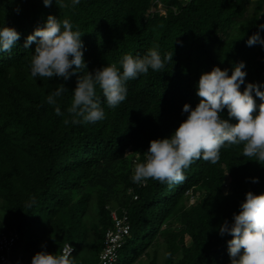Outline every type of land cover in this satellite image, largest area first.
Segmentation results:
<instances>
[{
    "label": "trees",
    "instance_id": "1",
    "mask_svg": "<svg viewBox=\"0 0 264 264\" xmlns=\"http://www.w3.org/2000/svg\"><path fill=\"white\" fill-rule=\"evenodd\" d=\"M152 1L64 0L60 8L55 0L51 6L0 0V26L20 33L11 53H0V237L18 236L9 264H30L43 245L54 253L67 242L83 251L73 254L76 264H96L106 230L115 228L111 208L126 214L130 225L115 264L122 258L138 264L161 242L162 264H231L232 237L221 236L219 226L231 222L247 192L264 194V166L244 157L243 145L221 148L216 164L194 160L183 170L184 181L171 187L153 179L138 185L131 176L149 142L169 137L186 119L183 105L199 103L195 85L203 72L219 66L231 75L243 61L246 83L264 82V46L246 44L257 31L264 37V1L162 0L166 14L150 11ZM49 14L81 31L88 67L83 72L107 63L119 67L122 54L143 56L156 45L173 60L127 81V97L115 108L107 107L97 88L105 118L74 124L67 108L80 74L67 81L30 75L36 45L25 49L24 43ZM60 83L68 90L57 98L63 113L57 116L45 100ZM220 115L235 122L227 108ZM29 196L36 199L31 209L25 206ZM148 259L159 264L155 253Z\"/></svg>",
    "mask_w": 264,
    "mask_h": 264
},
{
    "label": "clouds",
    "instance_id": "2",
    "mask_svg": "<svg viewBox=\"0 0 264 264\" xmlns=\"http://www.w3.org/2000/svg\"><path fill=\"white\" fill-rule=\"evenodd\" d=\"M52 3L53 0H43L45 6ZM55 3L60 8L65 6L64 0H55ZM79 3L80 0H71L72 5ZM259 29L264 30V24L259 25ZM81 36V31L74 28L68 19L61 20L49 14L44 25L37 26L24 43L25 49L33 42L36 45L30 57L32 77H56L67 81L74 74H80L67 108L74 124L95 123L105 118L97 88L102 92L107 107L115 108L127 97V81L146 75L150 69L160 71L173 60L172 53L161 54L156 45L143 56L122 54L119 67L117 63H107L94 71L83 72L88 67ZM19 37L20 33L14 27L0 26V53H11ZM257 43L264 46L260 31L246 41L248 46ZM245 77L243 61L232 66L231 75L228 68L219 66L203 72L195 85L196 94L201 98L199 103L194 108L185 103L182 112L187 114L186 119L169 137L149 142L143 162L134 164L132 182L143 185L148 179H153L171 187L184 181L183 170L194 160L203 159L216 164L221 148L234 145H243L242 155L264 166V82L246 83ZM241 85H246L243 91L240 90ZM67 90L60 83L46 96L45 102L54 106L57 116L63 115L57 98ZM253 94L259 98V104ZM225 108L234 123L220 115ZM251 179L253 183L259 181L258 177ZM190 201H196V197L191 196ZM35 203V197L29 196L25 206L31 209ZM239 209L238 213H233L231 222L225 219L219 226L221 236L228 234L232 237L227 240L231 264H264V194L247 192ZM42 248L31 258L30 264H76L73 257L75 246L73 254L69 245L54 253L47 251L46 245Z\"/></svg>",
    "mask_w": 264,
    "mask_h": 264
},
{
    "label": "built area",
    "instance_id": "3",
    "mask_svg": "<svg viewBox=\"0 0 264 264\" xmlns=\"http://www.w3.org/2000/svg\"><path fill=\"white\" fill-rule=\"evenodd\" d=\"M150 11H158L160 14L167 13L166 7L164 6L162 0H153ZM111 209V214L115 220V228H108L106 230L103 248L99 253L96 264H115L119 258V251L126 240V236L130 232V225L127 221L128 216L124 214L122 217H120L115 208ZM17 238L18 236L16 233L2 234L0 237V264H9L11 262L9 253L13 249ZM65 245H69L73 249V254L75 250L74 246L67 242L62 246V248Z\"/></svg>",
    "mask_w": 264,
    "mask_h": 264
},
{
    "label": "rangeland",
    "instance_id": "4",
    "mask_svg": "<svg viewBox=\"0 0 264 264\" xmlns=\"http://www.w3.org/2000/svg\"><path fill=\"white\" fill-rule=\"evenodd\" d=\"M260 1H262V0H260ZM264 12V10L261 12V13H263ZM192 201V200H191ZM1 202H2V200H1V198H0V204H1ZM1 211V210H0ZM190 241H191V238L188 236V235H185V243L186 244H189L190 243ZM76 246H77V252H75L76 254H74L75 256H77L78 255V257H79V255L80 254H82L83 253V251H80V245H78V244H76ZM139 246H140V244H139ZM154 247H155V250L156 251H153L152 250V248L150 247L149 248V250H150V253L153 255V253H155V255H156V257H157V259H158V262H159V264H162L163 262H164V260H166V244L165 243H160V244H158V245H154ZM18 249V251H21V249H22V247L20 246V247H18L17 248ZM79 250V251H78ZM140 252V251H139ZM141 253V252H140ZM73 255V256H74ZM152 255H150V256H152ZM75 256H74V258H75ZM150 256H146L145 254L142 256V257H140V259L138 260V264H148V262H149V259H148V257L150 258ZM119 264H125V262H124V258H122V262L121 263H119ZM135 264V263H134Z\"/></svg>",
    "mask_w": 264,
    "mask_h": 264
},
{
    "label": "bare ground",
    "instance_id": "5",
    "mask_svg": "<svg viewBox=\"0 0 264 264\" xmlns=\"http://www.w3.org/2000/svg\"><path fill=\"white\" fill-rule=\"evenodd\" d=\"M73 157V156H72ZM193 178V177H192Z\"/></svg>",
    "mask_w": 264,
    "mask_h": 264
}]
</instances>
